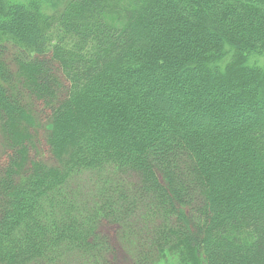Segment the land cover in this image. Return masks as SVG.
Returning <instances> with one entry per match:
<instances>
[{
    "label": "trees",
    "instance_id": "trees-1",
    "mask_svg": "<svg viewBox=\"0 0 264 264\" xmlns=\"http://www.w3.org/2000/svg\"><path fill=\"white\" fill-rule=\"evenodd\" d=\"M261 59L264 0H0V264H264Z\"/></svg>",
    "mask_w": 264,
    "mask_h": 264
},
{
    "label": "rangeland",
    "instance_id": "rangeland-1",
    "mask_svg": "<svg viewBox=\"0 0 264 264\" xmlns=\"http://www.w3.org/2000/svg\"><path fill=\"white\" fill-rule=\"evenodd\" d=\"M8 1H9L10 4H18V5H21V6H23V5L25 6L28 2H30L32 0H8ZM33 1H41V0H33ZM259 61L262 62V61H264V59H261ZM34 127H35L34 128L35 129L34 131H36L37 134H39L38 140L35 139L33 141L32 146H31L32 150L34 151V155H35L34 157L40 158L41 161L46 162V164H48V165H53V162H51L50 157L47 154H42V152L39 151V150H41V148H43L45 150L44 144L41 141L44 138L43 137V132H41L42 134L40 132H38L41 129L43 130V127L41 129H39V127L37 126V123H36V125L34 124ZM3 155H4L3 154V142H2V135L0 134V169L2 168V165L4 163V156ZM143 212L144 213L148 212V209H144ZM194 216L197 217L198 215H194ZM156 226H157V223L154 222L153 219H151L149 221V227H151V229H153L152 234H155L158 231V228L159 227H156ZM168 227H171V225L168 226ZM104 231H105V229H104ZM107 233H108V231H107ZM109 241L111 242L112 239L109 238ZM150 241H151V238H150ZM172 252L173 253H171V255L169 254V255H167V256H165V257H163V258L160 259V258L157 257L156 251H155L154 252V255H153V258H152V264H180V261H179V252H174V250H172Z\"/></svg>",
    "mask_w": 264,
    "mask_h": 264
}]
</instances>
